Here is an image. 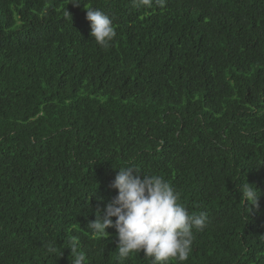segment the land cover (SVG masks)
<instances>
[{
  "label": "trees",
  "instance_id": "1",
  "mask_svg": "<svg viewBox=\"0 0 264 264\" xmlns=\"http://www.w3.org/2000/svg\"><path fill=\"white\" fill-rule=\"evenodd\" d=\"M128 166L208 215L183 264H264V0H0V264H151L88 228Z\"/></svg>",
  "mask_w": 264,
  "mask_h": 264
},
{
  "label": "clouds",
  "instance_id": "2",
  "mask_svg": "<svg viewBox=\"0 0 264 264\" xmlns=\"http://www.w3.org/2000/svg\"><path fill=\"white\" fill-rule=\"evenodd\" d=\"M155 3L164 7L166 0H133L136 7H151ZM87 8L91 22L90 35L102 48H108L116 37L113 19L99 9ZM111 183L118 189L96 219L88 224L96 238H107L106 231L115 227L118 235V259L127 260L134 252L143 251L151 264H179L187 261L192 250L196 232H203L209 223L204 212L191 214L180 202V195L173 185L160 175H146L135 166L120 167ZM240 193L246 203L258 204V189L248 182L242 184ZM116 219L113 220L112 218ZM71 251L76 252L77 242H71ZM54 251L49 248V252ZM86 256L80 252L72 264H86Z\"/></svg>",
  "mask_w": 264,
  "mask_h": 264
}]
</instances>
